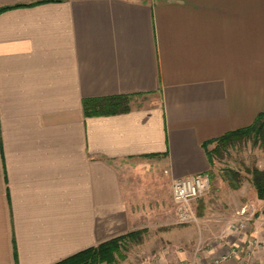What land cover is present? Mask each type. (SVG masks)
<instances>
[{
    "label": "crops",
    "instance_id": "1",
    "mask_svg": "<svg viewBox=\"0 0 264 264\" xmlns=\"http://www.w3.org/2000/svg\"><path fill=\"white\" fill-rule=\"evenodd\" d=\"M0 264H55L163 216V184L264 114V0H0ZM129 97L86 116L83 101ZM139 264H264V200L198 204ZM240 210L247 222L229 228ZM228 256L226 260H221Z\"/></svg>",
    "mask_w": 264,
    "mask_h": 264
},
{
    "label": "rangeland",
    "instance_id": "2",
    "mask_svg": "<svg viewBox=\"0 0 264 264\" xmlns=\"http://www.w3.org/2000/svg\"><path fill=\"white\" fill-rule=\"evenodd\" d=\"M209 154L211 157V168L207 173L210 178L209 189L203 197L190 203L188 222H180L178 209L167 195L168 184L165 182L163 184L164 197H162L163 216L161 218L157 216L153 224L145 231L141 230L139 234L119 241V252L114 254L113 262L95 264H139L143 258H147L145 256L147 249L158 242L155 236L161 231L173 232L180 225H196L199 221L198 204L203 199L213 201L222 199L224 196L237 201L249 197L250 194L256 195L251 179L254 169L264 171V144L262 142L253 137H244L230 143L212 145L209 147Z\"/></svg>",
    "mask_w": 264,
    "mask_h": 264
},
{
    "label": "trees",
    "instance_id": "3",
    "mask_svg": "<svg viewBox=\"0 0 264 264\" xmlns=\"http://www.w3.org/2000/svg\"><path fill=\"white\" fill-rule=\"evenodd\" d=\"M3 10L4 9H0V12ZM129 100V97L124 96L84 100L83 110L86 116H101L126 112L128 110ZM244 137H253L264 144V114L259 115L250 127L225 135L221 139L217 140L216 144H224L226 142L230 143ZM209 158L211 161L210 154ZM251 184L254 187L257 198L264 200V171L254 169L252 171ZM137 234H139V232L129 233L125 236L111 239L95 247L76 253L75 255H72L55 264H68L69 262V264L113 262L114 254L119 252L118 242Z\"/></svg>",
    "mask_w": 264,
    "mask_h": 264
},
{
    "label": "built area",
    "instance_id": "4",
    "mask_svg": "<svg viewBox=\"0 0 264 264\" xmlns=\"http://www.w3.org/2000/svg\"><path fill=\"white\" fill-rule=\"evenodd\" d=\"M209 175L197 174L177 179L172 184V201L178 209L180 222L186 223L189 219L190 203L200 197H203L209 189ZM247 211L240 210L236 217L229 223V228L240 233L245 228L247 222ZM228 256L221 260L228 259ZM221 261H216L219 264Z\"/></svg>",
    "mask_w": 264,
    "mask_h": 264
}]
</instances>
